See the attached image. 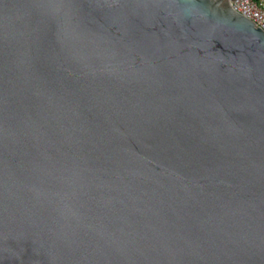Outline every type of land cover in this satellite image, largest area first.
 I'll return each mask as SVG.
<instances>
[{"label": "water", "instance_id": "95a60500", "mask_svg": "<svg viewBox=\"0 0 264 264\" xmlns=\"http://www.w3.org/2000/svg\"><path fill=\"white\" fill-rule=\"evenodd\" d=\"M231 0H0V264H264V30Z\"/></svg>", "mask_w": 264, "mask_h": 264}, {"label": "built area", "instance_id": "2783aa9c", "mask_svg": "<svg viewBox=\"0 0 264 264\" xmlns=\"http://www.w3.org/2000/svg\"><path fill=\"white\" fill-rule=\"evenodd\" d=\"M230 4L264 30V0H231Z\"/></svg>", "mask_w": 264, "mask_h": 264}]
</instances>
